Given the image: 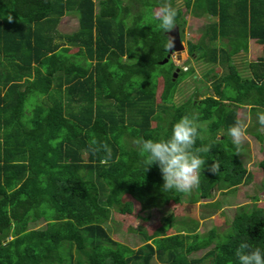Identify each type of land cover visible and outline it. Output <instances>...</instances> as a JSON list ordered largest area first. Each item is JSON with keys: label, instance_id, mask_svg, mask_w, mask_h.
<instances>
[{"label": "trees", "instance_id": "trees-1", "mask_svg": "<svg viewBox=\"0 0 264 264\" xmlns=\"http://www.w3.org/2000/svg\"><path fill=\"white\" fill-rule=\"evenodd\" d=\"M130 2L163 0H0V264H149L152 258L239 264L241 243L264 250V210L255 203L236 206L224 232L210 227L198 234L196 219L165 216L151 233L140 230L143 242L135 249L106 231L110 209L129 211L132 201L141 209L170 195L194 203L212 188L230 192L248 182L251 172L228 129L241 106L264 112V0H184L194 17H214L197 42H188L187 53L223 70L210 77L212 95L180 104L154 102L151 73L156 69L162 94L173 98L177 66L170 58L158 63L167 53L165 33L132 13ZM177 11L181 36L184 18ZM65 13L76 16L70 33L57 29ZM123 14L132 15L126 26ZM248 39L261 45V54L247 62L245 77L231 57L247 51ZM139 40L144 49L136 51ZM28 95L35 103L26 108ZM193 114L197 146L211 148L202 155L208 165L218 162L219 172L201 171L197 194L163 192L158 166L146 171L135 142L167 138L182 116ZM259 126L256 120L251 134L262 142ZM257 165L264 187V154ZM39 220L43 226H31ZM175 222L180 232L165 233ZM201 249L200 257L188 256Z\"/></svg>", "mask_w": 264, "mask_h": 264}, {"label": "rangeland", "instance_id": "rangeland-1", "mask_svg": "<svg viewBox=\"0 0 264 264\" xmlns=\"http://www.w3.org/2000/svg\"><path fill=\"white\" fill-rule=\"evenodd\" d=\"M95 4L97 0H93ZM127 7L131 9V12L142 13L144 20L151 26L157 25V22L153 18L154 12L160 7V5H151L154 3L140 4L136 2L125 3ZM124 4V5H125ZM171 4L174 8L179 9L181 16L184 18V23L181 31V43L183 50L180 51V55L176 53L170 54V60L175 66L182 69L180 75L176 74L174 79L175 92L173 98L162 94V84L160 78L157 76L156 69L150 75V92L153 95L154 102L159 103L164 101L169 103L171 100L174 104H180L187 97L192 96L195 100L201 98L205 94L212 95V87L210 77L213 74L219 75L223 68L217 63L205 62L201 59H196L198 53L193 52L192 56L187 54L188 42L195 43L200 39L201 32L204 30L205 23L214 19V17L202 16L194 17L190 12L185 10L184 0H171ZM123 5V6H124ZM151 6V7H150ZM96 8V6H95ZM132 15H126L122 18V23L126 26L131 22ZM76 28V16L74 13H65L61 16L57 29L63 33H70ZM224 41V39H222ZM250 42V43H249ZM249 46L246 52H238L231 57V63L236 67L241 76L248 77L249 69L247 62L255 59L261 54V45H257L256 41L248 40ZM215 45L219 44V40L214 41ZM144 49L143 43L139 40L136 42V51ZM75 48L71 47L69 52H74ZM188 60L189 64H184V60ZM190 67V68H189ZM188 68V69H187ZM156 78V85H153V78ZM158 81V82H157ZM194 94V95H193ZM39 97V96H38ZM37 98V96H36ZM37 101V100H36ZM171 102V103H172ZM34 96L28 95L25 99V107L34 105ZM237 118L245 122L247 126L246 138L242 147V151L238 154L243 166L251 172V179L246 183H240L230 192L215 191L214 188L210 190V197L198 198L194 203L187 200V196L181 195L179 197L170 195L162 199V203L158 206H148L145 209H141V205L132 201V208L129 211L122 212L119 208L110 209L108 219L103 223L106 231L110 237L120 243L127 245L128 247L135 249L142 244L143 237L140 234V230H145L147 233H151L162 222V218L169 215H175L177 218L185 219L192 218L198 221L196 232L198 234L204 233L210 227H215L219 232H224L229 225L230 219L234 208L238 205L245 204L251 205L255 203L258 207L264 209V189L261 187V180L263 170L257 165V162L264 154V137L262 142L255 139L251 134L254 129V123L257 120V115L253 110H250L249 106H241L237 108ZM152 126H155L157 120L154 116L150 117ZM259 132L264 135V128L258 127ZM221 128L216 129L217 133H221ZM199 187V186H198ZM198 187L193 189V193H198ZM261 187V189H260ZM122 200H130L127 195L122 196ZM207 202H217L218 206H206ZM44 222L39 220L37 225H31L32 227L43 226ZM181 225L175 222L170 226L165 233L180 232ZM204 252V249L192 252L189 257H200ZM149 264H160L154 258L149 261Z\"/></svg>", "mask_w": 264, "mask_h": 264}, {"label": "clouds", "instance_id": "clouds-1", "mask_svg": "<svg viewBox=\"0 0 264 264\" xmlns=\"http://www.w3.org/2000/svg\"><path fill=\"white\" fill-rule=\"evenodd\" d=\"M177 15L178 11L170 0H163L154 12L153 18L159 30L170 33L176 27ZM165 46H173L171 37ZM257 121L264 128V112L257 113ZM246 131L245 122L239 119L228 129V135L237 155L242 151ZM199 137L198 117L193 114L182 116L172 126L171 134L167 138L136 140L139 156L146 166V171L152 165L158 166L164 182L163 192L190 194L200 184L201 171L207 168L213 174L219 172L218 162L207 164L202 153L210 152L211 148L206 145L198 147ZM92 143L95 144L96 141L93 140ZM236 254L239 264H264V250L259 247L250 249L247 243H241Z\"/></svg>", "mask_w": 264, "mask_h": 264}, {"label": "water", "instance_id": "water-1", "mask_svg": "<svg viewBox=\"0 0 264 264\" xmlns=\"http://www.w3.org/2000/svg\"><path fill=\"white\" fill-rule=\"evenodd\" d=\"M166 36V41H168L169 37L172 38L173 40V46L171 47H167V53L166 55L158 61L159 64H162L164 62L167 61V59L170 57V54L172 52L176 53L177 55H180V51L183 50V45L181 43V38L179 36V30H178V26L176 25V27L170 32V33H165ZM184 64H189V61L186 59L183 61ZM178 67L175 68V70H173L171 72V79L173 80L178 72Z\"/></svg>", "mask_w": 264, "mask_h": 264}, {"label": "crops", "instance_id": "crops-1", "mask_svg": "<svg viewBox=\"0 0 264 264\" xmlns=\"http://www.w3.org/2000/svg\"><path fill=\"white\" fill-rule=\"evenodd\" d=\"M248 40H251V39H248ZM251 41H253V40H251ZM249 43H250V42H249ZM249 43H248V41H247V49H248ZM257 45H260V44L257 43ZM260 186L262 187V185H260ZM261 187H260V189H261ZM263 189H264V187H263ZM263 210H264V209H263Z\"/></svg>", "mask_w": 264, "mask_h": 264}, {"label": "flooded vegetation", "instance_id": "flooded-vegetation-1", "mask_svg": "<svg viewBox=\"0 0 264 264\" xmlns=\"http://www.w3.org/2000/svg\"><path fill=\"white\" fill-rule=\"evenodd\" d=\"M173 53V52H172ZM188 54V53H187ZM188 55H190V54H188ZM191 56V55H190ZM176 68V67H175ZM175 68H173V70H175Z\"/></svg>", "mask_w": 264, "mask_h": 264}]
</instances>
